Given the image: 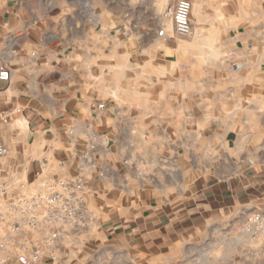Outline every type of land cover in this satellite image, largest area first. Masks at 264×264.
I'll return each instance as SVG.
<instances>
[{
	"label": "crops",
	"instance_id": "0c3cea01",
	"mask_svg": "<svg viewBox=\"0 0 264 264\" xmlns=\"http://www.w3.org/2000/svg\"><path fill=\"white\" fill-rule=\"evenodd\" d=\"M189 1L180 38L171 0H0V261L49 232L11 203L75 179L63 264H264V0Z\"/></svg>",
	"mask_w": 264,
	"mask_h": 264
},
{
	"label": "built area",
	"instance_id": "2783aa9c",
	"mask_svg": "<svg viewBox=\"0 0 264 264\" xmlns=\"http://www.w3.org/2000/svg\"><path fill=\"white\" fill-rule=\"evenodd\" d=\"M172 7L165 12V16L172 21L173 30L176 36L186 38L191 34L190 13L192 4L189 0H171ZM163 30L158 31V36L162 37ZM9 71L0 67V82L8 81ZM100 104L98 109H103ZM95 143H90V150H94ZM8 155V149L3 144L0 134V160ZM83 160L94 168L88 155ZM43 190L30 196L17 198L12 202V207L18 211L22 225L30 234L39 231L42 226L49 229V232L34 244L27 257L22 258V264H37L42 257H49L54 264H63L67 261L69 254L75 255L73 249L65 250L63 233L69 230L79 234L85 229L89 216L82 212L80 204V193L82 185L78 180L69 179L62 181L49 180L42 183ZM43 208V216L38 219L37 214ZM18 225L11 227V232H17ZM242 232L251 240L255 241L264 236V211H256L249 214L242 225ZM3 244L0 241V252L3 251ZM21 252H26L24 246L20 247ZM0 264H9L8 260L0 261Z\"/></svg>",
	"mask_w": 264,
	"mask_h": 264
},
{
	"label": "rangeland",
	"instance_id": "374dc122",
	"mask_svg": "<svg viewBox=\"0 0 264 264\" xmlns=\"http://www.w3.org/2000/svg\"><path fill=\"white\" fill-rule=\"evenodd\" d=\"M28 255H26L27 257ZM76 255H72V254H69L68 257H67V261H70L71 259L75 258ZM49 258V257H48Z\"/></svg>",
	"mask_w": 264,
	"mask_h": 264
}]
</instances>
